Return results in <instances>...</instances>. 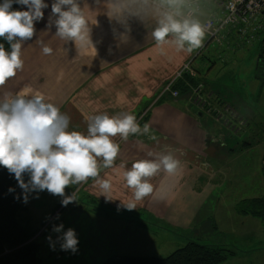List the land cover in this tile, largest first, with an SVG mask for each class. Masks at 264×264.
<instances>
[{
	"label": "crops",
	"instance_id": "crops-1",
	"mask_svg": "<svg viewBox=\"0 0 264 264\" xmlns=\"http://www.w3.org/2000/svg\"><path fill=\"white\" fill-rule=\"evenodd\" d=\"M78 2L90 21L95 50H80L74 42L55 36L54 0H44L48 7L42 9L43 19L34 21V36L22 43L23 69L0 86V101L21 92L41 93L70 118L69 131L85 135L89 117L126 112L136 116L141 128L149 124L150 134L157 139L148 134L112 138L120 146L119 154L112 167H101L99 173L100 179L112 184V200L101 195L93 178L68 186L65 195L75 193L86 200L82 210L94 204L93 213L99 218L107 210L121 216L118 220L134 235L142 232L155 241L146 225L152 222L165 236L184 240L180 248L191 241L207 242L227 250L228 258L254 257L253 262L264 264V219L240 212L244 203L264 200V82L248 58L251 48L226 49L224 54L235 53L229 62V58L225 64L201 61L199 66L200 47L188 52L177 50L174 43L156 46L152 32L159 13L176 10L160 0H147L141 14L128 19L127 31L108 15L107 0ZM208 17L201 11L195 19H204L203 23ZM38 41L52 48V54H43ZM213 51L219 61V51ZM189 63L195 79L203 84L204 96L219 111L218 120L195 107L193 90L177 91V97L173 88L164 92ZM233 128L239 132H232ZM169 153L181 161V167L173 174L161 168L148 178L154 192L135 209H125L133 190L126 186L123 171L137 160H158ZM57 198L53 213L63 207V197Z\"/></svg>",
	"mask_w": 264,
	"mask_h": 264
},
{
	"label": "clouds",
	"instance_id": "clouds-1",
	"mask_svg": "<svg viewBox=\"0 0 264 264\" xmlns=\"http://www.w3.org/2000/svg\"><path fill=\"white\" fill-rule=\"evenodd\" d=\"M14 2L27 6L28 10H12ZM146 2L107 0L108 15L127 31L128 19L138 17ZM160 2L176 10L159 13L158 26L152 32L156 46L174 43L177 50L188 52L201 47L206 34L201 22L189 18L177 19L180 14L177 6L182 0ZM47 7L44 0H4L0 4V38L10 44V51L0 44V86L23 69L22 43L32 39L34 21L43 19L42 9ZM51 12L57 17L54 22L55 36L66 42H74L80 50H95L90 21L78 0H54ZM170 36L174 40L170 41ZM38 42L42 45L43 54H52V48L42 41ZM69 123L70 118L62 114L55 104L46 102L41 93L29 96L21 92L0 101V166L14 174L20 188L24 190L25 203L30 191L47 190L50 194L63 197L61 203L66 207L76 200V194L67 196L65 189L87 182L89 178L95 179L101 195L112 200L111 182L99 178L101 167H112L120 151L119 144L112 138L119 135L127 140L129 135L148 134L150 139H157L154 134H150L149 124L145 123L141 128L136 116L126 112L114 116L102 113L89 117L87 135L69 131ZM180 167L181 161L171 153L160 156L158 160L135 161L130 169L122 173L126 186L133 190V199L123 204V207L131 211L154 192V186L148 178L156 175L161 168L173 174ZM25 173L30 176L27 183L23 178ZM9 191L14 189L10 188ZM53 230L61 232L63 225L54 226ZM59 239L63 241V250H77L78 239L73 229L64 231Z\"/></svg>",
	"mask_w": 264,
	"mask_h": 264
},
{
	"label": "rangeland",
	"instance_id": "rangeland-1",
	"mask_svg": "<svg viewBox=\"0 0 264 264\" xmlns=\"http://www.w3.org/2000/svg\"><path fill=\"white\" fill-rule=\"evenodd\" d=\"M211 9L212 7L206 10L204 8L203 11L210 14ZM203 41L202 47H200V51L197 54L199 56V59L196 60L198 65L201 61L205 65H211L209 62L225 64L226 59L229 58L227 62L233 59L235 53L231 55L220 54L222 58L220 57L218 61L217 52L213 50L208 51L205 48V38ZM210 47L212 48L213 45H210ZM263 49L264 45L256 44L249 50H252L249 57L248 54L244 55L251 59L258 69L259 75L262 74V76L264 73ZM199 66L198 70H201ZM241 78L243 79L241 80L242 84L248 86L245 77L241 76ZM262 82H264V79ZM194 97L195 93L193 95V102L195 107L199 109L200 106L195 103ZM214 117L218 118L216 115ZM232 132L238 133L239 131L233 128ZM29 179L30 176L27 174L24 180L27 183ZM27 195V203L24 202L26 210L20 215V223L31 232H36L31 241H37L40 244L38 254L39 264H102L113 256H132L138 258L153 255L166 258V256L179 249V245H182V242H184V240L175 236V238L165 236L149 221V224H145L149 227L152 234L156 236L155 241H152L150 237L142 232H137L134 235L132 230L129 231L125 227L127 224H123L122 221L118 220L122 217L116 216L115 213L113 214L107 210V213L99 218L98 215L93 213L92 207L94 204H90V207L85 205L87 208L82 210L86 200H82L81 197H77L73 203H69L66 207L63 206L53 213L52 206L58 202L57 195L50 194L47 190L30 191ZM61 224L63 225L61 232L53 230L54 226ZM69 228L75 231L78 239L77 250L75 252L63 250L61 247L63 241L59 238ZM198 243L202 242L199 241ZM251 258L252 260L229 257L222 264H263L260 261L253 262L254 257Z\"/></svg>",
	"mask_w": 264,
	"mask_h": 264
},
{
	"label": "trees",
	"instance_id": "trees-1",
	"mask_svg": "<svg viewBox=\"0 0 264 264\" xmlns=\"http://www.w3.org/2000/svg\"><path fill=\"white\" fill-rule=\"evenodd\" d=\"M3 2L4 0H0V4ZM12 10L23 11L15 2L12 4ZM0 44L10 51V44L4 38H0ZM258 44L264 45L262 42ZM253 46L246 47L232 37L224 45L216 46L208 51L217 50L220 55L227 53L226 49L235 52L236 49L239 51L243 48H253ZM262 57L264 58V49ZM263 76L260 74L262 80ZM199 85L203 84L196 80L195 76L184 74L172 85V88L174 92L182 90L189 92ZM26 175L27 173L24 174V179ZM10 188L14 191L10 192ZM25 210L24 190L20 188L14 174L0 166V264H39L40 244L37 241H31L36 232H31L20 223V215ZM240 212L244 215L254 214L264 219V200L244 203L240 207ZM228 256L227 250L191 241L166 258L113 256L102 264H222Z\"/></svg>",
	"mask_w": 264,
	"mask_h": 264
},
{
	"label": "built area",
	"instance_id": "built-area-1",
	"mask_svg": "<svg viewBox=\"0 0 264 264\" xmlns=\"http://www.w3.org/2000/svg\"><path fill=\"white\" fill-rule=\"evenodd\" d=\"M209 7H212L209 17L202 23L206 29L205 48L209 50L224 45L232 37L246 47H252L255 43L264 44V0H182L178 7L180 14L177 19H195L199 12ZM184 74L195 75L191 63L184 66L175 80ZM202 86L193 89L195 103L206 112L217 115L219 111L204 96ZM171 88L172 84L166 87L164 92H171ZM172 95L177 97L178 93L173 92ZM225 112L228 113L227 110ZM229 115L239 120L233 111H229Z\"/></svg>",
	"mask_w": 264,
	"mask_h": 264
}]
</instances>
